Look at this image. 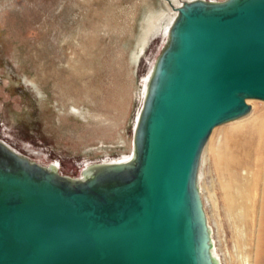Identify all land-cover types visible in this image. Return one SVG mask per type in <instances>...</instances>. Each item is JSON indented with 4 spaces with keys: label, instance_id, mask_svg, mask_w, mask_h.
<instances>
[{
    "label": "water",
    "instance_id": "obj_1",
    "mask_svg": "<svg viewBox=\"0 0 264 264\" xmlns=\"http://www.w3.org/2000/svg\"><path fill=\"white\" fill-rule=\"evenodd\" d=\"M166 1L132 160L72 178L0 140V264H217L198 173L214 129L264 101V0Z\"/></svg>",
    "mask_w": 264,
    "mask_h": 264
},
{
    "label": "rangeland",
    "instance_id": "obj_2",
    "mask_svg": "<svg viewBox=\"0 0 264 264\" xmlns=\"http://www.w3.org/2000/svg\"><path fill=\"white\" fill-rule=\"evenodd\" d=\"M168 12L165 0H0V140L72 178L132 155L145 74L164 45L154 26L164 28ZM249 104L243 123L264 113V101ZM242 122L216 127L210 139ZM215 169L208 165L202 181L223 264H245L246 252L264 264V240L250 216L230 208V179Z\"/></svg>",
    "mask_w": 264,
    "mask_h": 264
},
{
    "label": "bare ground",
    "instance_id": "obj_3",
    "mask_svg": "<svg viewBox=\"0 0 264 264\" xmlns=\"http://www.w3.org/2000/svg\"><path fill=\"white\" fill-rule=\"evenodd\" d=\"M171 1L176 7L181 6V4L183 3L177 0H171ZM184 1H193V0H184ZM166 4L168 5V9H169L168 13H170V18L168 22L166 23L164 28H162L161 26L162 21L156 23L154 26L155 34L158 33L159 31H162V33L164 34V45L161 48L162 50L166 47L169 41L171 26L178 14V12L174 10L168 4L167 1ZM144 49L145 46H143L141 52ZM162 50H160V53L162 52ZM159 55L153 60L152 63H150L149 65L150 68L145 74V83L143 87L145 92L142 96V102L146 94V90L148 88L149 80L154 72L155 65ZM250 101L252 100H249L248 102ZM248 115L236 119L233 122L236 121L242 122L241 120L246 118ZM252 116L253 117L249 119L247 122L237 123L238 125H236L241 127L246 126L245 128L238 130L232 129L227 131L222 136L220 141H217L213 139V137H211V139L208 140L209 143L207 142L205 146L200 162V168L198 173V186L201 192V196L203 199L204 208L208 220V225L210 228V235L212 239V248H213L212 255L215 258L217 264H223L222 262L223 259H221L217 249L216 241L213 235V230L210 225L207 214L206 202H208V200H206L205 198L206 192L205 191H204L205 193L203 192V188H204L203 185L205 181L204 182L202 181V176L206 175V170L208 168V165L214 164L216 169H218L219 171H223L224 173L227 174V176L230 179V182H225V181L224 182L228 183L225 185H227L226 187L229 188L230 191L232 190L231 192L233 193L234 196V201H232L234 203L232 204L229 201L231 203L230 208L236 211L239 219H243V218L245 219L250 216L252 220V225L254 226V231H253L254 238H256L258 234H260V236L264 240V113L262 114L255 113ZM134 154L135 153L133 151L132 155H129L128 153L122 155L120 158L110 156L99 163H118V162L130 161L134 158ZM86 166H91V165L89 164ZM226 187L223 188L225 189ZM233 196L230 197L232 198ZM245 257H246L245 264H251V254L249 252H246Z\"/></svg>",
    "mask_w": 264,
    "mask_h": 264
}]
</instances>
